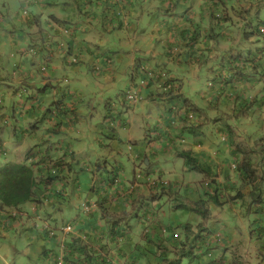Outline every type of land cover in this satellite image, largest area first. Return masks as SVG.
<instances>
[{"label":"crops","instance_id":"crops-1","mask_svg":"<svg viewBox=\"0 0 264 264\" xmlns=\"http://www.w3.org/2000/svg\"><path fill=\"white\" fill-rule=\"evenodd\" d=\"M19 1L0 0V168L30 164L35 187L0 203L3 263L18 236L19 264H264V0ZM88 80L122 89L101 117Z\"/></svg>","mask_w":264,"mask_h":264},{"label":"trees","instance_id":"trees-1","mask_svg":"<svg viewBox=\"0 0 264 264\" xmlns=\"http://www.w3.org/2000/svg\"><path fill=\"white\" fill-rule=\"evenodd\" d=\"M126 95V94H125ZM124 95L127 102H133L129 101L126 96ZM139 99H137L138 101ZM135 101V102H137ZM133 102V103H135ZM110 108V105H109ZM111 115V108L108 111ZM188 117L184 116V119H187ZM189 119V118H188ZM226 138H223L222 140H225ZM60 161H54V164L52 167H50L47 170V178L48 179H55L59 176L60 167H61ZM188 164V162H187ZM114 180V179H113ZM155 184L162 185V180L156 179L154 182ZM163 187H167L162 185ZM169 186V185H168ZM35 187V183L33 180V169L30 164H24V163H10L6 164L3 167L0 168V203L4 207H18L20 204H23L29 200H31L33 189ZM202 201H188L185 203V205H182L185 209L188 211L200 214V216H203L206 214L207 209H203ZM87 206V204H85ZM83 205V206H85ZM86 212H88L90 209H84ZM37 228H39L40 233H42V236L46 239L54 238L56 235L55 230L57 228L51 227L49 224L46 225H40L35 222V225ZM35 227V228H36ZM184 231L190 230V225L184 226ZM194 240V239H192ZM190 252V250L188 251ZM186 252V253H188ZM171 264H175L171 263Z\"/></svg>","mask_w":264,"mask_h":264},{"label":"rangeland","instance_id":"rangeland-1","mask_svg":"<svg viewBox=\"0 0 264 264\" xmlns=\"http://www.w3.org/2000/svg\"><path fill=\"white\" fill-rule=\"evenodd\" d=\"M11 2L9 3V7L11 9L15 8L16 5L18 6L20 1L19 0H8V2ZM23 1V0H21ZM30 1H33V2H36V0H30ZM12 3H16L15 4H12ZM113 50H116V49H113ZM114 54H112V59L113 61L115 60L114 57H113ZM105 59V57H103ZM115 63V62H114ZM113 70V69H112ZM128 81V75H127V78H126V75H122V78H121V81L120 83L118 84L119 86H123L127 83ZM106 83V81H105ZM110 88H107L106 89H102L100 90L99 87H97L96 83L93 81V80H88L86 82V84H83L81 87L83 89L84 92V96H83V102L87 105V111L85 112L84 114V117H99L101 113H103V110H104V103H105V100H108V103H109V97L112 98L113 101L117 100V93L120 92L122 89H119V87L117 86V88L113 85H109ZM131 94L129 91L125 92L124 94ZM132 96H134L133 94H131ZM126 96V95H125ZM120 97V96H118ZM111 105V103H110ZM160 106V105H158ZM132 107V108H131ZM130 108H127V112L126 113H122V115H126L128 117H147L146 115H151L150 117H155L152 112L150 111H147L146 109L144 110H141V109H137V108H134L133 106H131ZM114 107L111 108V112L113 113V116L115 117L117 115V112L115 109H113ZM52 110H53V113L55 112L54 111V104L52 105ZM114 110V111H113ZM101 117V116H100ZM152 126H154V122L152 124ZM75 140H73L74 142ZM137 144L134 145V147L137 146V149H140V145L142 143V141H136ZM151 180V183L153 181L156 180V178H152L150 179ZM158 180V179H157ZM164 181V180H162ZM153 186H156V184H152ZM180 213L182 215H184V217H182V219H184L185 221L191 223L192 225H197L199 221L202 220V218H198L195 216L194 212H191V211H187V212H184V211H180ZM187 213V214H186ZM209 219H205L203 217V221H201V225H204L206 224L209 225ZM39 224V223H38ZM41 225V224H39ZM62 226V225H61ZM60 226V227H61ZM197 226H200V225H197ZM210 226V225H209ZM56 234L59 233L61 235V231L59 228H57V230L55 231ZM184 232V231H183ZM190 237H192V235H189ZM19 238H21L18 243H19V252H17L16 254H13L11 253L10 251H6L5 253V256L7 258V261L6 263H9V264H19L21 261H26V258L23 257L24 255H26L25 252H27L26 250V239L22 238V237H15V239L13 238L12 239V242L18 240ZM17 242V241H16ZM31 253V251H30ZM39 253V249H37V252L35 251L34 253L31 254V257L34 258L35 254L37 255ZM28 257V255H26ZM28 263V262H27ZM0 264H4L3 261L0 259Z\"/></svg>","mask_w":264,"mask_h":264},{"label":"built area","instance_id":"built-area-1","mask_svg":"<svg viewBox=\"0 0 264 264\" xmlns=\"http://www.w3.org/2000/svg\"><path fill=\"white\" fill-rule=\"evenodd\" d=\"M126 98H127L129 101H133V102L137 101V97L132 96L131 94H127V93H126ZM155 181H156V180H155ZM155 181H153L152 184H155V183H154ZM162 185H164V186H168V185H169V182H168L167 180H164V181H162ZM84 209L87 210V209H88V206H84ZM59 229H60V231L62 232V234L65 235V234L71 232L72 227H71V225H69V224H64V225H62L61 227H59ZM56 230H57V229H56ZM56 230H55V231H56ZM163 231L166 232V230H163ZM164 232H163V233H164ZM57 264H64L63 259H62L61 257H59V259H58V261H57Z\"/></svg>","mask_w":264,"mask_h":264}]
</instances>
